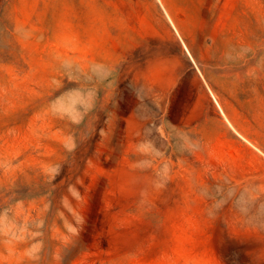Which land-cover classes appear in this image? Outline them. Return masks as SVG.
<instances>
[{
	"label": "rangeland",
	"instance_id": "obj_1",
	"mask_svg": "<svg viewBox=\"0 0 264 264\" xmlns=\"http://www.w3.org/2000/svg\"><path fill=\"white\" fill-rule=\"evenodd\" d=\"M0 264H264V0H0Z\"/></svg>",
	"mask_w": 264,
	"mask_h": 264
}]
</instances>
